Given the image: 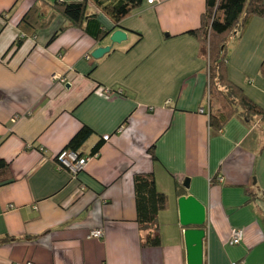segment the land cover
<instances>
[{
    "label": "crops",
    "instance_id": "crops-1",
    "mask_svg": "<svg viewBox=\"0 0 264 264\" xmlns=\"http://www.w3.org/2000/svg\"><path fill=\"white\" fill-rule=\"evenodd\" d=\"M37 1L0 0V159L10 166L0 184V264H188L178 204L188 196L206 207L203 264H264V121L210 127L208 62L189 35L206 0H144L120 24L127 40L90 61L110 42L53 5L42 2L35 34L24 28ZM227 53L229 80L264 109V19L252 18ZM83 126L93 135L79 152L91 158L76 180L55 159ZM137 174H153L168 197L160 247L142 246ZM234 229L244 231L237 246ZM95 230L103 238H89Z\"/></svg>",
    "mask_w": 264,
    "mask_h": 264
},
{
    "label": "trees",
    "instance_id": "trees-1",
    "mask_svg": "<svg viewBox=\"0 0 264 264\" xmlns=\"http://www.w3.org/2000/svg\"><path fill=\"white\" fill-rule=\"evenodd\" d=\"M143 3L144 0H73L71 2L56 1L53 8L55 13L58 11L62 13L72 26L84 30L89 36L101 42L108 35L109 30L99 22V14L107 17L115 27H119L121 22ZM0 17L7 23L8 19L4 18L5 15L0 14ZM255 17L264 19V0H206V10L201 17L200 27L189 32V35L199 42L200 57L208 62L209 102L214 100L222 107L221 112L218 113L209 106L210 127L216 131H221L234 117L241 118L248 125L256 118L264 121V109L255 104L228 78V43L232 38L241 37L250 20ZM35 18L37 22L41 18L36 6L22 21L24 28L32 30L33 34L42 28V26L37 28L34 25ZM64 30L65 28L60 29L51 41H54ZM22 44V39L17 40L16 49ZM203 110L206 113L205 109ZM92 135L93 131L83 126L71 139L66 149L83 156L79 150ZM101 147L102 142L93 148L92 155L97 154ZM150 153L156 160L153 149H150ZM9 172V164L0 159V184L8 181L5 179L8 178ZM178 193L182 195L184 191L178 189ZM134 195L139 229L147 232L142 246L160 247L162 239L158 217L168 208V197L158 190L153 174L135 175Z\"/></svg>",
    "mask_w": 264,
    "mask_h": 264
},
{
    "label": "water",
    "instance_id": "water-1",
    "mask_svg": "<svg viewBox=\"0 0 264 264\" xmlns=\"http://www.w3.org/2000/svg\"><path fill=\"white\" fill-rule=\"evenodd\" d=\"M118 30H109L108 35L101 41L108 40L110 45L95 49L92 58L101 59L108 54L114 45H119L127 40V31L122 27ZM180 224L186 230L184 232L188 254V264H203L204 239L206 232L203 227L206 224V207L193 196L181 197L178 200Z\"/></svg>",
    "mask_w": 264,
    "mask_h": 264
},
{
    "label": "built area",
    "instance_id": "built-area-1",
    "mask_svg": "<svg viewBox=\"0 0 264 264\" xmlns=\"http://www.w3.org/2000/svg\"><path fill=\"white\" fill-rule=\"evenodd\" d=\"M154 0H149V3L152 4ZM87 60H92V57L88 55ZM201 113H204V110H200ZM109 137H105V140H108ZM91 157L80 156L79 153L72 150H63L56 156V163L60 170L68 172L73 179H78L79 176L85 172L87 164ZM85 187H80L78 194H83ZM104 236L102 230H95L91 232L89 238L91 239H101ZM244 238V231L239 229L232 230L231 239L229 244L231 246L240 245ZM25 264H33L31 262Z\"/></svg>",
    "mask_w": 264,
    "mask_h": 264
},
{
    "label": "rangeland",
    "instance_id": "rangeland-1",
    "mask_svg": "<svg viewBox=\"0 0 264 264\" xmlns=\"http://www.w3.org/2000/svg\"><path fill=\"white\" fill-rule=\"evenodd\" d=\"M56 1H58V0H38L36 3V7H38V9L40 8L39 10H42V2L53 5ZM40 17H41L40 19L43 18L41 15V12H40ZM209 104L213 108L214 112L221 111V108H222L221 104H219V103L217 104L214 100L210 101Z\"/></svg>",
    "mask_w": 264,
    "mask_h": 264
}]
</instances>
